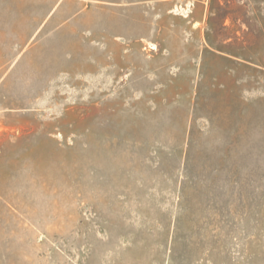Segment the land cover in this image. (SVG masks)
I'll return each instance as SVG.
<instances>
[{
    "label": "rangeland",
    "instance_id": "obj_1",
    "mask_svg": "<svg viewBox=\"0 0 264 264\" xmlns=\"http://www.w3.org/2000/svg\"><path fill=\"white\" fill-rule=\"evenodd\" d=\"M0 264H264V0H0Z\"/></svg>",
    "mask_w": 264,
    "mask_h": 264
}]
</instances>
